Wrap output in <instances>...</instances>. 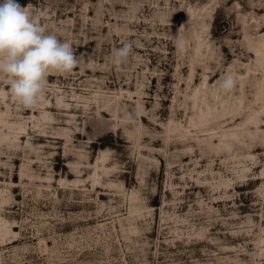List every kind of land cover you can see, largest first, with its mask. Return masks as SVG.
Returning a JSON list of instances; mask_svg holds the SVG:
<instances>
[{
  "label": "rangeland",
  "instance_id": "374dc122",
  "mask_svg": "<svg viewBox=\"0 0 264 264\" xmlns=\"http://www.w3.org/2000/svg\"><path fill=\"white\" fill-rule=\"evenodd\" d=\"M18 2L79 63L0 75V264H264V0Z\"/></svg>",
  "mask_w": 264,
  "mask_h": 264
},
{
  "label": "clouds",
  "instance_id": "9594fccd",
  "mask_svg": "<svg viewBox=\"0 0 264 264\" xmlns=\"http://www.w3.org/2000/svg\"><path fill=\"white\" fill-rule=\"evenodd\" d=\"M133 51L131 42L112 53V64L121 66ZM79 63L72 44L50 33L40 19L18 0H0V75L7 78L11 97L25 109L39 105L50 74H69ZM234 86L226 78L221 87Z\"/></svg>",
  "mask_w": 264,
  "mask_h": 264
}]
</instances>
